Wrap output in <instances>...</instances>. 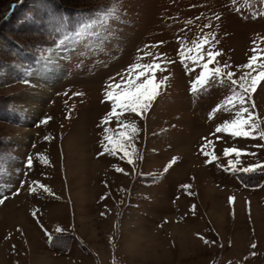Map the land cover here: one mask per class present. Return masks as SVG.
<instances>
[{
  "label": "rangeland",
  "instance_id": "rangeland-1",
  "mask_svg": "<svg viewBox=\"0 0 264 264\" xmlns=\"http://www.w3.org/2000/svg\"><path fill=\"white\" fill-rule=\"evenodd\" d=\"M118 3L106 43L101 46L90 34L73 37L56 53L69 59L41 61L49 73L28 77L29 84L21 71L10 72L19 60L1 56L6 62L0 64V199H6L0 204V264H264V172L225 170L236 157L224 155L226 148L238 147L256 156H242L237 167L264 163V148L256 147L264 141L212 135L234 118L223 110L209 118L230 90L213 83L193 94L190 85L199 70L189 76L177 55L179 41L187 50L211 21L203 31L218 40L221 64L227 61L235 69L246 63L254 42L264 49V0ZM27 6L20 2L9 19L16 20ZM6 33L0 31V51H21ZM160 41L163 45L149 52L166 53L176 63L169 65L166 90L145 118H136L135 146L142 159L133 169L119 154L99 155L97 125L111 110L105 87L119 83L138 57L150 63L152 55L138 50ZM21 57L34 58L26 52ZM52 65L61 73H53ZM252 99L264 119V88L258 85ZM109 126L118 127L115 121ZM204 137L213 145L207 150L218 157L211 164L200 153ZM173 157L175 164L164 172ZM33 181L51 194L38 185L30 193ZM186 184L187 190L181 187ZM57 226L64 231L56 233Z\"/></svg>",
  "mask_w": 264,
  "mask_h": 264
},
{
  "label": "snow or ice",
  "instance_id": "snow-or-ice-1",
  "mask_svg": "<svg viewBox=\"0 0 264 264\" xmlns=\"http://www.w3.org/2000/svg\"><path fill=\"white\" fill-rule=\"evenodd\" d=\"M12 7H15V5ZM119 12L120 5L118 0H112L110 5L93 10L90 16L81 15L75 27H72L67 15L51 9L47 0H41L38 12L29 13L25 19L29 23L43 25L42 31L47 33L46 40L36 44L17 45L21 50L31 49L34 57L32 61H27L21 57L19 61L14 63L17 70L22 72L23 82L26 84L31 82L28 77L37 74L38 69L34 65L40 64L41 61L58 63L60 59L65 61L69 59L63 56L54 60L53 56L59 53L61 49L66 48L73 37L79 39L85 34H90L97 37L99 44L102 46L107 42L104 37L111 38L109 22ZM256 15V13L253 14L254 18ZM197 19H200V17H197ZM215 19L219 21L220 16L216 15ZM188 23L190 24L192 21L189 20ZM211 27V21L203 25L201 35L192 40V46L188 47L187 50L185 49L184 40L181 39L179 41L180 47L177 51L179 63L184 65V69L189 76L196 72L197 69L199 70L196 72L195 79L191 82L190 90L193 94H197L213 83L227 85L230 94L216 105L209 114V118L211 119L215 113L221 110L233 112L234 118L218 125L212 135L227 134L231 138H251L264 141V119H261L260 115L256 113V105L252 99L258 85L264 88V84H261L264 81V49L258 50L254 42V47L251 49V54L246 63L236 66L235 69L227 61L221 64L218 57H221L223 53L216 47L218 40L212 32L203 31V29ZM163 43V41H160L156 45H145L144 49L138 50L143 51L145 55H152V61L150 63H142L143 57H138L136 62L128 67L126 73L120 76L119 83H110L105 87V100L110 102L111 110L103 116L97 125L102 130L100 139L101 152L99 155L116 156L119 154L120 159L125 160L133 169L137 160L142 159L135 146L140 133L136 118H145L157 97L162 91L166 90L170 81V76L168 75L169 65L176 63L166 53L149 52V49L160 47ZM44 44H47V47H44ZM110 79L115 80L114 77ZM113 121L118 125L116 129L109 126ZM44 122L46 123L47 121L45 120ZM217 138L220 137L217 136ZM203 140L204 143L200 147V153L205 157V163L211 164L218 157L207 150L213 146L212 141L208 137H204ZM256 147L264 148V144H257ZM230 154H234L236 160H230L229 166L225 170L230 168L234 173L264 172V163L261 162L250 164L247 167H237V165L241 164L240 158L242 156L255 157L256 153H249L238 147L226 148L224 155L227 157ZM175 162L176 158L173 157L164 168V172H167ZM26 164L28 168L32 167L33 159L31 156L27 158ZM116 170L119 172L124 171L123 168H117ZM3 171L8 174L7 169ZM24 183L26 181L21 184V187L24 186ZM37 185L43 191L51 194V189L38 181H33L32 185L28 187V191L36 193ZM181 187L187 190L191 186L186 184ZM16 194L18 195L19 192ZM5 199H0V204H3ZM232 200H234V197L230 198V202ZM192 210H195V206H193ZM36 215L37 213L33 212V216ZM54 231L62 233L64 229L57 226ZM45 234L48 236L49 242H53V236L47 232V229H45ZM200 238L205 244L209 243L204 237ZM251 247L255 249L257 245L253 243ZM251 255L255 256V251Z\"/></svg>",
  "mask_w": 264,
  "mask_h": 264
},
{
  "label": "trees",
  "instance_id": "trees-1",
  "mask_svg": "<svg viewBox=\"0 0 264 264\" xmlns=\"http://www.w3.org/2000/svg\"><path fill=\"white\" fill-rule=\"evenodd\" d=\"M0 4V31H4L6 36L11 37L20 45L36 44L46 40L47 33L42 31L43 25L29 23L25 19V13H37L41 4V0H22L27 1V8L23 9L19 17L9 19L10 12L18 10L21 0H1ZM103 0H47L51 9L60 11L67 15L72 27H75L78 19L83 16H90L93 10L105 6L102 4ZM15 5V7H12ZM6 6V8H4ZM5 9V10H4ZM47 47V44H44ZM26 52L27 56L33 55L31 49L14 50V48H7L0 51V64L3 67L6 62L1 56L6 55L8 60H19L20 56ZM28 52V53H27Z\"/></svg>",
  "mask_w": 264,
  "mask_h": 264
},
{
  "label": "bare ground",
  "instance_id": "bare-ground-1",
  "mask_svg": "<svg viewBox=\"0 0 264 264\" xmlns=\"http://www.w3.org/2000/svg\"><path fill=\"white\" fill-rule=\"evenodd\" d=\"M62 51V50H61ZM53 57H60V56H58V54H54V56ZM52 66H54L55 68V70H51L53 73H61L60 71H58L57 70V66L56 65H52ZM38 69V72H37V74L36 75H34V76H43V75H45V74H47V73H49V69L47 68V66L45 67V66H42V64L40 63L39 64V67L37 68ZM20 72L19 70H17V69H12L10 72ZM54 75V74H53ZM57 75V74H56ZM44 93V95L46 94V92H43ZM26 98H27V96H26ZM27 100H29V101H34V99L32 98H28ZM41 107H39L38 106V109H40ZM37 111V110H36Z\"/></svg>",
  "mask_w": 264,
  "mask_h": 264
}]
</instances>
